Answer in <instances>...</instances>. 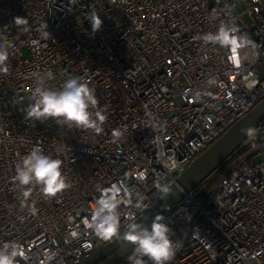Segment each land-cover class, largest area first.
Segmentation results:
<instances>
[{
	"label": "built area",
	"instance_id": "built-area-1",
	"mask_svg": "<svg viewBox=\"0 0 264 264\" xmlns=\"http://www.w3.org/2000/svg\"><path fill=\"white\" fill-rule=\"evenodd\" d=\"M221 26L235 51L202 39ZM0 43V247L19 246L16 264H70L108 243L86 223L101 189L121 187V231L264 97V0H0ZM49 72V89L72 77L95 89L99 133L25 118ZM34 146L62 162L55 197L15 179ZM212 174L165 216L168 264H264V121Z\"/></svg>",
	"mask_w": 264,
	"mask_h": 264
},
{
	"label": "clouds",
	"instance_id": "clouds-1",
	"mask_svg": "<svg viewBox=\"0 0 264 264\" xmlns=\"http://www.w3.org/2000/svg\"><path fill=\"white\" fill-rule=\"evenodd\" d=\"M86 18L91 23L92 33L101 29L103 21L94 8L86 13ZM15 22L19 23L20 18H15ZM44 27L47 28L46 23ZM231 32L232 29L221 26L217 33L206 34L202 39L206 43L232 46L235 51L240 45L237 43V38L230 34ZM45 35L50 34L46 31ZM8 57V47L0 43V71L7 70ZM36 75L37 86L32 92V102L25 110L27 120L34 124L36 121L54 119L58 124L63 123L68 127L94 129L97 133L102 130L101 124L106 117L100 111L91 110L98 105L99 101L95 89L90 88L87 81L82 77H72L65 80L60 89L52 90L44 86L45 76L48 78L52 76L50 72L45 75ZM241 131L251 134L248 129ZM119 135V131L114 132V136ZM61 163L59 159L44 155L39 146H34L17 166L15 179L22 186L39 185L46 197H55L57 193L69 186L62 175ZM162 192L169 194L170 189L165 186ZM120 193L121 187L115 184L111 188L101 189V196L96 201L91 220L86 221L87 227L97 237L106 241L117 237L120 232L118 212L121 204ZM29 195L30 189L24 192L25 197ZM137 207H142V202L138 203ZM36 211L33 207L32 212ZM172 233L173 228L165 222L163 215H156L150 227L134 221L129 223L123 239L134 245L135 255L129 258L132 264H145L144 257L151 260L152 264H168L176 250V245L171 239ZM17 256H23V252L15 243H5L3 247H0V264H16Z\"/></svg>",
	"mask_w": 264,
	"mask_h": 264
},
{
	"label": "water",
	"instance_id": "water-1",
	"mask_svg": "<svg viewBox=\"0 0 264 264\" xmlns=\"http://www.w3.org/2000/svg\"><path fill=\"white\" fill-rule=\"evenodd\" d=\"M262 121H264V97L175 178L168 186L169 194L162 193L134 222L150 227L156 215L165 217L181 201L185 193L198 187L236 151L249 135L242 132V129L252 132ZM127 229L128 226L105 245L70 264H119L134 250V245L123 239Z\"/></svg>",
	"mask_w": 264,
	"mask_h": 264
},
{
	"label": "rangeland",
	"instance_id": "rangeland-1",
	"mask_svg": "<svg viewBox=\"0 0 264 264\" xmlns=\"http://www.w3.org/2000/svg\"><path fill=\"white\" fill-rule=\"evenodd\" d=\"M23 53H25L24 50H23ZM212 176H213V174H211L208 179L212 178Z\"/></svg>",
	"mask_w": 264,
	"mask_h": 264
}]
</instances>
